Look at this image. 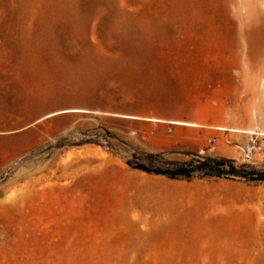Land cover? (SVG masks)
<instances>
[{
    "label": "rangeland",
    "instance_id": "374dc122",
    "mask_svg": "<svg viewBox=\"0 0 264 264\" xmlns=\"http://www.w3.org/2000/svg\"><path fill=\"white\" fill-rule=\"evenodd\" d=\"M72 97L203 123L162 124L166 144L150 125L114 153L74 146L104 123L35 122ZM201 127L236 130L223 158L264 170V151L242 158L247 136L264 149V0H0V264L140 263L152 174L126 161L164 145L166 160L215 157L186 142Z\"/></svg>",
    "mask_w": 264,
    "mask_h": 264
},
{
    "label": "crops",
    "instance_id": "0c3cea01",
    "mask_svg": "<svg viewBox=\"0 0 264 264\" xmlns=\"http://www.w3.org/2000/svg\"><path fill=\"white\" fill-rule=\"evenodd\" d=\"M146 121L147 127L155 126L152 132L158 139L162 124L179 122L150 118ZM188 130L197 134L186 142L215 157L227 156L239 142L237 135L229 133L236 132L234 129ZM255 138L247 136L243 145ZM206 139L215 140L213 150L205 145ZM89 150L93 149H84ZM145 184L148 229L140 231L132 242L146 245L147 249L140 250L137 264H264V248L260 247L264 244V182L199 177L182 180L152 175Z\"/></svg>",
    "mask_w": 264,
    "mask_h": 264
},
{
    "label": "trees",
    "instance_id": "16d2710c",
    "mask_svg": "<svg viewBox=\"0 0 264 264\" xmlns=\"http://www.w3.org/2000/svg\"><path fill=\"white\" fill-rule=\"evenodd\" d=\"M53 110L50 113L43 111L41 114L44 115L40 119L35 120V122L42 120L46 123L57 122L71 126L81 118H91L104 123V125L99 127L104 131L103 135L97 132L99 128L83 130L84 134L88 136V139L74 141L71 143L74 146H83L85 144L100 146L103 145L101 140H104L109 151L114 153L115 151L126 148V146L133 147L131 142L126 141V133L129 134L131 131H134L139 136H142V134L149 132L146 128V117L142 116L141 113L126 112L109 107V104L101 98L83 99L80 97H72L60 101L59 105ZM97 112H101L102 115H95L94 113ZM132 124L140 126L141 129L130 128ZM170 126L174 127L172 124ZM149 146L151 147V144ZM154 149L162 152H144V157H139L134 154L132 160H127L126 163L134 170L143 171L152 175H162L169 179L190 180L199 177L264 182V170L245 173L223 157H202L197 152L196 158L181 162L162 158V154L168 150V146L162 148L155 147ZM160 157L167 166L158 165L157 160Z\"/></svg>",
    "mask_w": 264,
    "mask_h": 264
},
{
    "label": "built area",
    "instance_id": "2783aa9c",
    "mask_svg": "<svg viewBox=\"0 0 264 264\" xmlns=\"http://www.w3.org/2000/svg\"><path fill=\"white\" fill-rule=\"evenodd\" d=\"M210 148L213 150L215 145L214 139H209ZM264 151L262 143L258 140V138L252 139L244 148L242 158L246 162H250L254 160L257 154H260Z\"/></svg>",
    "mask_w": 264,
    "mask_h": 264
},
{
    "label": "bare ground",
    "instance_id": "6f19581e",
    "mask_svg": "<svg viewBox=\"0 0 264 264\" xmlns=\"http://www.w3.org/2000/svg\"><path fill=\"white\" fill-rule=\"evenodd\" d=\"M177 124H180V125H191V124L180 123V122H177Z\"/></svg>",
    "mask_w": 264,
    "mask_h": 264
}]
</instances>
